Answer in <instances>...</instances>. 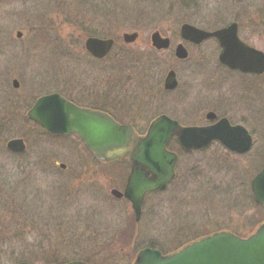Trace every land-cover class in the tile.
Here are the masks:
<instances>
[{
	"label": "rangeland",
	"instance_id": "rangeland-1",
	"mask_svg": "<svg viewBox=\"0 0 264 264\" xmlns=\"http://www.w3.org/2000/svg\"><path fill=\"white\" fill-rule=\"evenodd\" d=\"M262 18L264 0H0V264L23 259L39 264L41 254L62 255L68 250L73 258H87L90 264H130L141 244L154 243L169 252L205 233L225 229L246 235L253 230L264 219L250 191L262 159L260 142L250 154H234L216 144L199 151L177 147L175 180L147 197L136 223L130 205L110 194L120 184L116 169L103 175L77 138L48 137L21 114L56 86L77 98L74 95L94 67H103L107 77L123 79L127 93L138 84L150 85L157 93L155 78L162 80L170 68L180 87H196L191 71L200 72L205 107L216 94L210 86L218 71L213 42L190 47L193 52L186 61H175L172 53L151 51V33L168 36L174 46L181 41L179 27L184 22L211 30L237 19L245 41L264 51V32L244 25L248 19ZM135 31L137 38L123 42L124 32ZM89 32L115 40L101 62L91 61L84 49V34ZM135 74L154 76L136 82ZM13 79L18 81L16 88ZM250 94L257 125V118L264 121V84L260 94ZM165 99L158 96L154 105L136 101L139 129L160 113L184 125L195 123L196 117L187 119L181 106ZM16 137L25 140L23 158L5 148L6 141ZM34 157L40 166L33 163ZM21 160L27 164L24 170L17 166ZM25 230L30 232L24 234Z\"/></svg>",
	"mask_w": 264,
	"mask_h": 264
},
{
	"label": "water",
	"instance_id": "water-1",
	"mask_svg": "<svg viewBox=\"0 0 264 264\" xmlns=\"http://www.w3.org/2000/svg\"><path fill=\"white\" fill-rule=\"evenodd\" d=\"M180 35L195 43L215 37L222 48L218 56L222 64L243 72L264 71V53L242 43L237 38L234 23L213 31L183 23ZM135 37L136 33L123 34L126 42ZM150 40L156 49H165L169 45V39L158 31L151 34ZM111 45L112 39L90 37L85 41L86 50L98 58L103 57ZM186 55L185 48L178 44L175 56L183 59ZM175 85V73L169 70L164 86L169 89ZM12 86L18 87V82L13 80ZM27 116L47 132L77 134L99 161L128 158L130 173L125 188L123 192L113 189L111 194L118 198L125 196L130 201L136 220L140 217L144 195L165 188L174 178L176 154L166 149L170 138L175 137L185 149H200L212 140L220 141L237 153H244L251 146V137L245 128L231 126L225 118L213 125L199 127L182 126L165 115H159L151 121L146 133L138 136L130 125L119 124L105 113L77 107L55 93L39 97ZM211 116V113L207 115L208 118ZM6 147L12 152H22L25 145L22 139L15 138L7 141ZM250 184L255 202L264 209V166ZM64 264L85 263L72 261ZM132 264H264V223L247 237L218 231L166 255L147 247L138 251Z\"/></svg>",
	"mask_w": 264,
	"mask_h": 264
},
{
	"label": "flooded vegetation",
	"instance_id": "flooded-vegetation-1",
	"mask_svg": "<svg viewBox=\"0 0 264 264\" xmlns=\"http://www.w3.org/2000/svg\"><path fill=\"white\" fill-rule=\"evenodd\" d=\"M38 21L41 22L42 19H40ZM184 23H187V22H184ZM231 23H234L236 25V35H237V38L241 42H243L244 44H246V45H248V46H250L256 50H260V51L264 52L263 50H261L260 48L255 46L254 44H250L247 41H245V39H244L245 37L241 33V26L240 25H242V24H240L239 20H237V19H233V20L227 22L226 24H224L220 27L211 29V30L223 28V27H225ZM244 25L255 26L251 29L252 31L254 30L256 32H260L261 34H263V32H264V19L263 18L262 19H250V20L248 19V22H245ZM204 30H206V29H204ZM211 30H207V31H211ZM124 33H127V32H124ZM131 33H136L135 38H137L139 35L138 32H136V31L131 32ZM20 35H21V32L17 31L16 36H20ZM84 36H86L84 38V42L87 38H90V37L98 38V39H104V38H100V37L91 35L90 32L88 34H84ZM161 36H163V35H161ZM163 37H167L169 39L168 47L164 50H157L154 47H152V44L150 42L151 51L158 52V53H172L174 58H175V61H186L188 59L189 55L193 52V49H190V47H198L201 44H203L204 42H211V41L213 42L215 50L217 52V57L221 52V46L219 44V41L214 37L206 38V39H204L198 43H195L191 40H188V39L186 40V39L180 37L181 41L175 43L174 46H172V40L168 36H163ZM106 38H111L112 42H113L112 44L114 45L115 40L112 37H106ZM122 40H123V42L128 43L124 40V38H122ZM178 44H181L186 50L187 55L183 59H177L175 57V48ZM85 51L89 55V58L91 61L94 59L95 61L101 62L102 60H104L106 58V57H104V58L99 59V58L94 57L86 49H85ZM92 69L95 72L91 73L90 71H88L87 81L85 82L83 88L78 89L77 93H76L77 95L76 96L74 95V97H77V98H72L71 96L66 95L65 93H61L59 88L56 89L57 86L54 87V90L52 92H48V93L58 94L62 98L72 102L74 105H76L78 107L88 108V109H91L93 111L106 113L109 116H111L116 122H119L121 124H129L130 126H132L135 133L138 135H143L145 133L148 124L155 117L152 118L150 121H148V123L145 125V127H143L142 129H139L135 122L139 120V115L141 113H139L138 110L134 109V107H136L139 104L136 101L141 102L140 103L141 105H148L150 103H152L154 105V100L158 96H162L163 99H165V96H166L167 99H165V100L167 102H171L174 100L179 105V107L181 106V108H182L181 109V112H182L181 115L182 116L186 117L187 119H189V118L194 119L196 117L195 123L190 124V125H199V126L212 125V124L216 123L218 120L225 118L231 126L240 125L243 128H245V130L248 132V134L251 137V147L243 154L252 153L256 149V147L258 146V144L260 142L259 151L261 153L262 159H261V162L259 163L258 170H260L263 167V165H264V121H263V118L259 117L256 119V120L259 119L257 122V125L253 124V119L256 118V115H253L251 112L249 100H250V96H251L250 93L252 90L258 94L261 93V89H262V86L264 84V72L259 73V74L251 73V72H242L239 69L230 68V67L223 65V64L218 62V71L214 75L212 83H210V86H213V92L215 89L216 94H214L212 100L209 102L210 104H208L204 107L202 105V85H203L202 79H203V76L201 75L200 72L198 73L197 71H191L193 73L192 76L194 75V77L197 78L196 80H198L197 81L198 86H196L197 88L190 85V83H187L186 86L180 87L181 86L180 85V79H178L176 71L174 69L170 68L169 70H173L175 73L176 85L173 88L168 89V88H165V86H164L165 77L167 75V72L169 71L168 70L166 72L165 77H163L162 80L159 79L158 77H156V78L154 77L155 79H157L155 82L153 81L154 83L157 82L155 88L159 89L157 91V93H156L155 89L151 88L152 86L147 85L146 87H143V86H140L138 83H137L138 84L137 87L131 88L130 92L127 93V91H124L125 90L124 86L121 84L123 79L116 78V77H114L115 75H111V76L109 75L108 77L105 76L103 73L104 70H102L103 67L100 69L98 67H94ZM92 69H89V70L92 71ZM151 76H154V75H151ZM151 76L147 77V76H140L138 74H135L134 80L136 82L139 80L148 81V79L152 78ZM194 77H193V79H195ZM216 85L219 87L220 86H223V87H221L219 89V87H217ZM137 88H139V90H137ZM150 89H152V92H149ZM222 89H223V92H218V90L222 91ZM48 93H45V94H48ZM138 93H140V94H138ZM173 94H175L174 97L172 99H169V97ZM41 95H44V94H41ZM138 95H140V97L138 99H135V97H137ZM27 110L28 109H26L21 114L25 119H26V111ZM240 111H242L243 113H240ZM210 113L212 114V116H211V118H208L207 115ZM232 113H233V115H231ZM160 114H164V115L170 117L171 119L177 120L176 118L171 117L166 113H160ZM234 115L235 116L240 115V116L236 119ZM180 124H182V123H180ZM59 136L60 137H72V138L76 137L74 134L59 135ZM24 142H25V140H24ZM213 144L220 145L219 147H222L223 149L227 150L218 141H213L208 146L213 145ZM177 147L179 150L181 149L179 143L175 139H171L168 141L167 148H169L170 150H174L176 153ZM203 149H205V148H203ZM25 153H26V143H25V150L21 154H17V155H20V157L23 158V157H25L24 156ZM232 153L237 154L236 152H232ZM36 155H37V153H36ZM36 155L33 154L32 156H36ZM34 158L35 159H34L33 163H37L40 166L41 161L40 160L37 161L36 157H34ZM30 163H32V162H30ZM91 163L99 165L101 167V170H103V171L107 170V166L111 165V164H103V163L96 162V161H91ZM84 164H85V166H84V168H85L86 165H89L90 163L87 161L86 163H82V165H84ZM115 164H116V177H115V179H117L120 184H119V186L113 187V188L122 191L124 186H125L127 175L129 173V163H128L127 159H123V160L117 161ZM26 165H27L26 162H23L21 160L20 165L18 164L17 166H20L24 170L25 169L24 166H26ZM60 166L62 168L65 167V165L62 163L60 164ZM103 171L101 172L103 175L108 173L106 171L105 172H103ZM76 183L78 184L79 181ZM154 193H156V192H154ZM154 193H148L145 195L144 200H143L142 205H141V216H140V219L138 221L135 220L136 223L139 222L142 218L147 197L154 194ZM116 199L118 201L123 202V203H128L130 205V210H131L132 215L134 217V213H133V210L131 208V204L129 203V201L125 197H120V198H116ZM259 208L261 211H263L261 206H259ZM263 213H264V211H263ZM28 232H30V230L29 231L25 230L24 234L28 233ZM21 235H23V233H21ZM67 245L69 246L71 244H69V242H68ZM145 247H149V246H143L141 248H145ZM137 248H138V246H137ZM141 248H139V249H141ZM67 249H72V248L67 247ZM139 249H137V251ZM41 255H42L40 257L41 262L39 264H64V263H68V262H72V261H80V262H83L85 264H90L88 262L89 259H87V258H73L70 255L69 250H68L67 254H62V255L61 254L56 255L54 253H51V254L49 253L48 255H45V257H43V254H41ZM19 262H27L29 264H36L34 261H31L29 259H23V260L18 261L17 263H19ZM17 263H15V264H17Z\"/></svg>",
	"mask_w": 264,
	"mask_h": 264
},
{
	"label": "trees",
	"instance_id": "trees-1",
	"mask_svg": "<svg viewBox=\"0 0 264 264\" xmlns=\"http://www.w3.org/2000/svg\"><path fill=\"white\" fill-rule=\"evenodd\" d=\"M251 200H252V198H251ZM252 203L254 204L253 200H252ZM255 206H256V205H255ZM257 224H258V223H257ZM251 231H252V230H251ZM251 231H250V232H251ZM250 232H249V233H250ZM234 233H236V232H234ZM206 234H207V233L202 234V235H199V236H195L194 239H196V238H198V237H201V236H203V235H206ZM236 234H238V233H236ZM238 235H241V234H238ZM246 235H247V234H246ZM246 235H242V236H246ZM182 245H183V244H182ZM182 245L179 246V244H178V246L175 247V248L173 249V251L176 250V249H178V248H180ZM143 246L154 247V248L159 249L161 252L166 253V251H165L161 246L155 245L154 243L141 244V245L138 246V248L135 249V252L137 251V249H139V248H141V247H143ZM171 251H172V250H171Z\"/></svg>",
	"mask_w": 264,
	"mask_h": 264
}]
</instances>
